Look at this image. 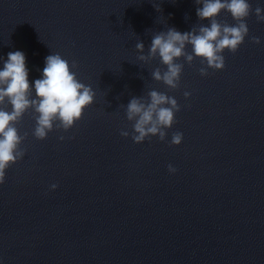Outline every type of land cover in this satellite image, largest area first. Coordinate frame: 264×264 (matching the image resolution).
<instances>
[{"label":"clouds","instance_id":"clouds-1","mask_svg":"<svg viewBox=\"0 0 264 264\" xmlns=\"http://www.w3.org/2000/svg\"><path fill=\"white\" fill-rule=\"evenodd\" d=\"M195 3L202 5L196 9L197 17L200 21L208 20V25L201 23L183 33L175 27L159 31L152 36L147 54H144L145 45L142 41L135 44L139 61L149 63L159 57L160 63L166 66L163 71L157 67L151 76L169 89L180 86L184 65L176 62L179 58L183 57L189 65L198 58L201 65H206L199 69V73L207 76L209 68L224 69L225 57L222 53L225 50L236 53L249 34L245 18L252 9L247 0H195ZM155 8L161 10L160 7ZM222 10L230 13L236 21L234 25L218 20ZM262 11L257 5L255 15L258 22H264ZM251 39L255 44L261 42L259 37L253 36ZM189 45L191 53L186 51ZM76 68L78 64L75 60L70 64L59 53L50 54L45 58L42 78L30 84L25 53L14 51L7 54V60L0 70V184L5 183L6 169L26 154L20 146L28 134L20 135L16 124L29 109L36 121L32 135L44 140L54 127L56 130L69 131L82 118L84 110L94 103V90L78 80L76 72L72 71ZM190 95V92H184L186 99ZM180 110L178 101L163 92L151 90L147 98L133 96L125 109L127 120L132 122V131L121 130L120 135H131L135 143H142L154 136L165 141L166 130L176 123L175 116ZM59 139L63 141L65 137L61 135ZM182 140L183 133L177 131L172 134L170 144L178 146ZM168 171L175 173L177 170L169 164ZM57 187V184L50 186L51 190Z\"/></svg>","mask_w":264,"mask_h":264}]
</instances>
